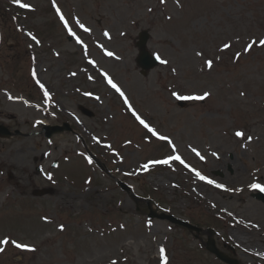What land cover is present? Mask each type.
Returning <instances> with one entry per match:
<instances>
[{
	"label": "rangeland",
	"instance_id": "374dc122",
	"mask_svg": "<svg viewBox=\"0 0 264 264\" xmlns=\"http://www.w3.org/2000/svg\"><path fill=\"white\" fill-rule=\"evenodd\" d=\"M21 2L0 0V124L12 133L0 135V240L35 250L0 244V264H163L161 248L167 264H227L208 237L264 264V203L250 187L264 185V0ZM145 29L167 61L147 76ZM173 93L208 95L181 107ZM45 123L73 131L46 138ZM118 180L216 233L149 219Z\"/></svg>",
	"mask_w": 264,
	"mask_h": 264
},
{
	"label": "water",
	"instance_id": "95a60500",
	"mask_svg": "<svg viewBox=\"0 0 264 264\" xmlns=\"http://www.w3.org/2000/svg\"><path fill=\"white\" fill-rule=\"evenodd\" d=\"M149 39V34L147 31H144L141 33L140 36V41L138 42V46L140 47V52H141V56L139 59V63L146 68H150L153 65H155V60L152 58V56L150 55L149 51L147 50V41ZM83 111L85 113H87L88 115H92V113L86 109H83ZM65 127L62 126H49L46 127V129L48 130L47 132V136L50 137L53 133L55 132H59V131H63ZM66 128L69 129L68 125H66ZM19 133V132H17ZM12 133L3 125H0V135L1 136H10ZM121 185L125 188V189H129V187H127L124 183H121ZM133 194V193H132ZM133 196L137 199V200H145L148 203L149 209H150V214L149 216L151 217H159V218H163V219H169L170 221L177 223V224H181L183 226H186L188 229H190L191 231H196L197 233H201V232H208L210 234H214V230L213 229H203L201 227H198L196 225H193L191 223H189L188 221H184L182 219H179L173 215H169L166 213H158L157 210L152 208V203L153 201L151 199H145L142 197H138L137 195ZM258 198H262L264 199V197L262 195H257ZM206 247L207 249H209L211 252H213L214 254H216L221 260L229 263V264H240V262L235 259L232 258L230 256H228L227 254H225L224 252L220 251V249H218L215 245V241L209 237V240L206 242Z\"/></svg>",
	"mask_w": 264,
	"mask_h": 264
},
{
	"label": "snow or ice",
	"instance_id": "6c2138e0",
	"mask_svg": "<svg viewBox=\"0 0 264 264\" xmlns=\"http://www.w3.org/2000/svg\"><path fill=\"white\" fill-rule=\"evenodd\" d=\"M14 2H15L19 7H21V8H30V5H28V4H26V3H22L21 0H14ZM161 2H163V0H161ZM57 12H59V9H57ZM61 19H63V16H61ZM81 27H83V25H81ZM85 31H88V29H85ZM73 35H74V33H73ZM105 35H107V33H105ZM33 39H35V37H33ZM78 42H80V41L78 40ZM255 43H256V42L253 41L252 44L247 45V49H246V50L251 49ZM259 44H260L262 47H264V39L260 40V41H259ZM224 47H225V48H228L229 45H228V44H225ZM106 55H108V56H112L113 53H112V52H106ZM198 55H199V53H198ZM157 59L160 60V62H161L162 64H166V63H167V61H166V60H162V59L160 58L159 55H157ZM207 65H208L209 68H211V67H212V61H211V60L207 61ZM108 83H109L113 88H115L117 92H120V95H121V96H124V93H123V92L117 87V85H116L115 83H113V81H112L110 78H108ZM86 95H90V94L86 93ZM173 95L176 96L177 99H204L208 94L205 93V96H202V97H187V96H180V95L177 94V93H173ZM97 99H98V97H97ZM125 102L127 103V99H126V98H125ZM137 119L140 120V123L143 124L145 128H149L148 124L145 123V121H144L143 119H140L139 116H137ZM149 131H151V132L153 133V135H156L154 129L149 128ZM235 135H236L237 137H241V138L244 137V133H243V132H240V131H237V132L235 133ZM160 139H166V137H160ZM248 139H251V138L249 137ZM193 151H195V149H193ZM197 155H199V153H197ZM169 159L180 160V157H179V156H175V157H170ZM201 159H203V157H201ZM168 162H169L168 159H166V160H160V161H153V163H162V164H167ZM181 163H183L182 160H181ZM148 166H149V165L145 164V165H144V168H148ZM197 175L200 176V179H202V180H206V179H207L206 177L201 176L199 172H197ZM49 179H51V177H49ZM207 182L210 183V184L215 183V182L212 181V180H207ZM216 186H217V187H223V185H216ZM250 187H251L252 189H254V190H257V189H258V190H260V191H264V185H261V184H259V183H253V184L250 185ZM62 228H63V226H61V229H62ZM10 242H11L12 244H14L15 247H16L17 249H24V250H27V251H34V250H35V249L31 248V247H30L29 245H27V244H24V243H17V242L14 241V240H13V241H9L8 239L0 240V244H4V245L9 244ZM3 251H4V248L0 247V252H3ZM164 252H165V250H164L163 248H161V249H160V255H161V258H162V260H163V264H167V257L164 255ZM112 264H116V261H113Z\"/></svg>",
	"mask_w": 264,
	"mask_h": 264
}]
</instances>
